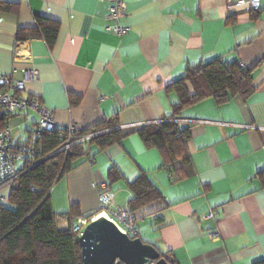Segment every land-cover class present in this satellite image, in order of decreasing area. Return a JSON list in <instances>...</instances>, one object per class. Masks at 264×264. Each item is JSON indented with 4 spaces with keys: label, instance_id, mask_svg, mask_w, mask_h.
I'll list each match as a JSON object with an SVG mask.
<instances>
[{
    "label": "crops",
    "instance_id": "1",
    "mask_svg": "<svg viewBox=\"0 0 264 264\" xmlns=\"http://www.w3.org/2000/svg\"><path fill=\"white\" fill-rule=\"evenodd\" d=\"M2 1L19 11L0 12V74L14 80L22 69L37 74L18 95L39 98L58 128L89 130L117 118L129 132L120 144L93 146L55 185L60 230L72 224L61 215L72 206L82 217L93 215L104 192L115 209L129 206V185L144 174L163 196L138 213L145 243L176 264L264 261V0L258 10L244 0H125L116 21L128 29L122 37L108 30L107 1ZM37 18L58 23L53 43L17 39ZM214 60L250 69L254 94L224 104L207 98L174 117V84L189 68ZM39 120L34 111H20L0 128L10 130L13 146H27ZM165 123L189 134L190 174L165 143L147 146L137 133ZM115 170L120 176L112 179ZM6 195L1 189L0 203ZM209 210L213 221L204 218ZM214 230L217 240L209 237Z\"/></svg>",
    "mask_w": 264,
    "mask_h": 264
},
{
    "label": "trees",
    "instance_id": "2",
    "mask_svg": "<svg viewBox=\"0 0 264 264\" xmlns=\"http://www.w3.org/2000/svg\"><path fill=\"white\" fill-rule=\"evenodd\" d=\"M18 11V6L0 0V12ZM58 31V23L37 18V26L33 29H19L17 39L25 41L43 37L51 44ZM173 88L179 93L174 117L207 98H214L218 104H224L237 96L246 100L256 91L250 69L220 60L189 68L185 77L175 83ZM119 126L118 119L114 118L93 129L74 133V140L91 134L98 135L87 143L75 144L70 153L60 151L70 134L67 128L36 132L37 137L32 138L27 146L36 156L37 164L26 165L20 177L10 185L7 201L0 203V264H83L79 237L73 232L72 224L68 230H60L57 226L58 214L53 209L52 191L58 181L71 172L82 158L90 155L93 146L104 150L120 144L129 132ZM137 133L147 146L165 143L173 160L181 163L186 175L192 172L186 147L188 133L172 123L137 129ZM110 175L112 179L120 176L116 170ZM129 187L133 194L129 208L136 220L140 219V210L163 201L160 191L144 174ZM61 216L72 220L82 214L72 206L69 213ZM136 238H140V235ZM161 258L176 264L169 253L161 252ZM254 264H264V261Z\"/></svg>",
    "mask_w": 264,
    "mask_h": 264
},
{
    "label": "built area",
    "instance_id": "3",
    "mask_svg": "<svg viewBox=\"0 0 264 264\" xmlns=\"http://www.w3.org/2000/svg\"><path fill=\"white\" fill-rule=\"evenodd\" d=\"M107 1L110 4L106 20L111 22L108 30L118 36H124L127 34L128 29L116 24L119 18V12L124 7L125 0H101ZM245 4L250 10H258L260 8V0H244ZM21 80H14L10 77H5L0 74V119L6 116L14 115L20 111H34L39 117L38 132L41 131H53L58 128L54 114L47 109L37 97L30 99H23L18 94L25 91V85L29 81L37 79V74L34 71L28 69L21 70ZM69 131V137L66 144L60 149V151H66L70 153L72 146L78 143H87L97 134H91L85 136L79 140H74L73 134L82 131L80 127L76 125H70L67 127ZM11 135L8 128L0 130V190L8 191L10 185L17 180L22 174L26 165L35 166L37 159L31 148L28 146L16 147L10 143ZM88 149V146H86ZM17 162H23V165L19 168ZM7 201V196L2 198V202ZM99 208L88 217L73 218L71 220L73 232L77 233L78 237L82 235L84 228L91 222L95 221L99 217H105L111 221L123 234L128 235L130 238H136L139 236V229L137 226V220L129 206L124 209H115L112 205V194L104 192L99 198ZM205 220L213 221L215 219L214 212L212 210L207 211L204 215ZM211 239H219L220 233L216 230L209 234ZM115 264H124L117 261Z\"/></svg>",
    "mask_w": 264,
    "mask_h": 264
},
{
    "label": "water",
    "instance_id": "4",
    "mask_svg": "<svg viewBox=\"0 0 264 264\" xmlns=\"http://www.w3.org/2000/svg\"><path fill=\"white\" fill-rule=\"evenodd\" d=\"M79 241L83 264H171L154 245L130 238L105 217L91 221Z\"/></svg>",
    "mask_w": 264,
    "mask_h": 264
},
{
    "label": "rangeland",
    "instance_id": "5",
    "mask_svg": "<svg viewBox=\"0 0 264 264\" xmlns=\"http://www.w3.org/2000/svg\"><path fill=\"white\" fill-rule=\"evenodd\" d=\"M23 165V162H17V166L20 168Z\"/></svg>",
    "mask_w": 264,
    "mask_h": 264
}]
</instances>
